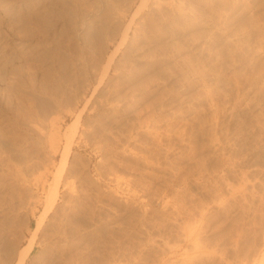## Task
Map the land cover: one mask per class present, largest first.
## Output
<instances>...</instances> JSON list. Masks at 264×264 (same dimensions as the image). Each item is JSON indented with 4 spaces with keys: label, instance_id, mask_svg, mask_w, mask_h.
<instances>
[{
    "label": "rangeland",
    "instance_id": "obj_1",
    "mask_svg": "<svg viewBox=\"0 0 264 264\" xmlns=\"http://www.w3.org/2000/svg\"><path fill=\"white\" fill-rule=\"evenodd\" d=\"M2 1L0 264L35 228L21 264H264V0ZM170 6L189 21L168 27Z\"/></svg>",
    "mask_w": 264,
    "mask_h": 264
},
{
    "label": "bare ground",
    "instance_id": "obj_2",
    "mask_svg": "<svg viewBox=\"0 0 264 264\" xmlns=\"http://www.w3.org/2000/svg\"><path fill=\"white\" fill-rule=\"evenodd\" d=\"M61 2L60 3H62L63 5H66V2H65V0H60ZM178 1V0H177ZM182 1V0H181ZM3 1L2 0H0V10L2 11V12H5V8H4V6H5V4H4V6H2L1 5V3H2ZM51 3V1H48V3ZM120 2V1H119ZM142 2V1H141ZM143 2H144V0H143ZM173 2V1H172ZM7 3V2H6ZM38 3V2H37ZM49 3V4H50ZM169 3V2H168ZM30 4V3H29ZM49 4H47L48 6H49ZM53 2L51 3V5L53 6ZM56 4V3H55ZM57 4H58V2H57ZM108 4V3H107ZM110 4V3H109ZM129 4V3H128ZM127 4V5H128ZM141 4V3H140ZM241 4V3H240ZM12 5V4H11ZM46 5V6H47ZM62 5V6H63ZM139 5V4H138ZM137 5V6H138ZM144 5V4H143ZM47 6V7H48ZM58 6V5H57ZM72 6V5H71ZM106 6V5H105ZM113 6V5H112ZM126 6V5H125ZM155 6H158V5H155ZM160 6V5H159ZM163 6V5H162ZM178 6H180V5H178ZM246 6V5H245ZM28 7V6H27ZM51 7V6H50ZM59 7V6H58ZM115 7V6H114ZM142 7V6H141ZM171 7V6H170ZM53 8H54V6H53ZM56 8V7H55ZM65 8V7H64ZM64 8H60L61 10H60V12L59 13H56L58 16H59V14L63 17V18H65V9ZM139 8H140V6H138V10H139ZM153 8V7H152ZM156 8V7H155ZM11 9V8H10ZM17 8H15V10H16ZM49 9V11L48 12H50V9L52 10V8H47V10ZM64 9V10H63ZM72 9V8H71ZM107 9V8H106ZM164 9V8H163ZM176 10H177V8H175ZM174 8H170V9H168L169 11H167L166 12V14L164 13V14H162L163 16L165 15V17H163V19H162V21L163 22H166L167 23V26L169 25H172V26H176V25H181L182 23H187L188 21H189V19L187 18L188 17V15H187V13H185V12H183L182 10V12L180 11V10H178V11H176ZM179 9V8H178ZM7 10V9H6ZM18 10V13L17 12H15L16 13V16H17V18L19 19L20 18V20H22L24 23V25H25V22H27V20L29 19V16L31 17V15H32V19H36V21L37 20H39L40 21V23H41V18H42V16H44V14H43V12H42V14H41V11L39 12L38 10L39 9H34V10H32V11H25L24 10V12L22 11V10H20V9H17ZM40 10H42V11H45V10H43V9H40ZM58 10V9H57ZM73 10V9H72ZM72 10H71V12H72ZM75 10V9H74ZM136 10H137V8H136ZM153 10H155V9H153ZM159 10V9H158ZM221 10H223V9H221ZM240 10V9H239ZM23 13H22V12ZM110 11H111V9H110ZM116 11H118V10H116ZM160 11V10H159ZM164 11V10H163ZM213 11V10H212ZM216 11V10H215ZM242 11V10H241ZM47 12V13H48ZM53 12V11H52ZM57 12V11H56ZM80 12H81V10H80ZM152 13H151V17H153L154 18V16L156 15V13H155V11L153 12V11H151ZM211 12V11H210ZM46 13V14H47ZM84 13V12H83ZM87 13V12H86ZM135 13V12H134ZM219 13V12H218ZM226 13V12H225ZM31 14V15H30ZM45 14V15H46ZM67 14V13H66ZM81 14V13H80ZM210 14H212V13H210ZM220 14V13H219ZM224 14V13H223ZM68 15H70V14H68ZM72 15H73V13H72ZM82 15V14H81ZM83 15H86L85 13L83 14ZM124 15V14H123ZM148 15V16H149ZM160 15V14H159ZM158 15V16H159ZM93 16V15H92ZM117 16V15H116ZM157 16V15H156ZM190 16V15H189ZM210 16V15H209ZM49 17V16H48ZM57 17V16H56ZM60 17V16H59ZM73 17V16H72ZM91 17V16H90ZM115 17V16H114ZM150 17V18H151ZM162 17V16H161ZM212 17V16H211ZM68 18V17H67ZM80 18H82V17H80ZM215 18V17H214ZM234 18V17H233ZM31 19V20H32ZM34 19V20H35ZM60 19V18H59ZM79 19V18H78ZM116 19V18H115ZM192 19V18H191ZM30 20V21H31ZM56 20V19H55ZM82 20H83V18H82ZM156 20H159V19H156ZM236 20V19H235ZM17 21V20H16ZM19 21V20H18ZM38 21V22H39ZM44 21V20H43ZM42 21V22H43ZM50 21V20H49ZM57 21V20H56ZM68 21H69V19H68ZM73 21H76V20H74L73 19ZM73 21H71L72 22V24H71V26L72 27H74V28H79V27H82V26H80V24L79 23H77V22H73ZM159 21H161V20H159ZM219 21V20H218ZM257 21V20H256ZM37 22V23H38ZM54 22V21H53ZM80 22V21H79ZM83 22H84V20H83ZM97 22V21H96ZM20 23V22H19ZM22 23V22H21ZM45 24H46V22H44ZM43 23V24H44ZM159 23H162V22H159ZM165 23V24H166ZM222 23V22H221ZM30 24V23H29ZM28 24V25H29ZM42 24V23H41ZM50 24V23H49ZM54 24V23H53ZM70 24V23H69ZM85 24V23H84ZM83 24V25H84ZM106 24V23H105ZM107 24H109V22L107 23ZM118 24V23H117ZM162 24H164V23H162ZM46 25H48V24H46ZM45 25V26H46ZM87 25V24H86ZM186 25V24H185ZM187 25H189V24H187ZM191 25V24H190ZM216 25V24H215ZM49 26V25H48ZM59 26V25H58ZM68 26V25H67ZM113 26H114V24H113ZM116 26V25H115ZM156 26V25H155ZM168 26V27H169ZM230 26V25H229ZM251 26V25H250ZM85 27H87V26H85ZM94 27H95V25H94ZM144 27V26H143ZM148 27V26H147ZM184 27V26H183ZM186 27V26H185ZM188 27V26H187ZM223 27H225V26H223ZM98 28V27H97ZM100 28H102V27H100ZM153 28V27H152ZM157 28V27H156ZM155 28V29H156ZM166 28V27H165ZM176 28V27H175ZM12 29V28H11ZM19 29V28H18ZM26 29H27V27H26ZM85 29V28H84ZM87 29V28H86ZM89 29V28H88ZM99 29V28H98ZM112 29V28H111ZM172 29V28H171ZM236 29V28H235ZM260 29V28H259ZM30 30V29H29ZM72 30V29H71ZM95 30V29H94ZM93 30V31H94ZM144 30V29H143ZM148 30H150V29H148ZM153 30V29H152ZM158 30V29H157ZM178 30V29H177ZM199 30V29H198ZM222 30V29H221ZM227 30V29H226ZM230 30V29H229ZM234 30V29H233ZM64 31V30H63ZM102 31H104V30H102ZM101 31V32H102ZM151 31V30H150ZM172 31H174L173 29H172ZM172 31H170V33H172ZM180 31V30H179ZM200 31V30H199ZM198 31V32H199ZM232 31V30H231ZM123 32V31H122ZM134 32V31H133ZM147 32V31H146ZM154 32V31H153ZM180 32H182V31H180ZM226 32V31H225ZM28 32H26L25 34H27ZM41 33V32H40ZM71 33V32H70ZM99 33V32H98ZM104 33V32H103ZM102 33V34H103ZM150 33V32H149ZM174 33V32H173ZM219 33V32H218ZM218 33H216V34H218ZM261 33V32H260ZM96 34V33H95ZM107 34V33H106ZM142 34V33H141ZM158 34V33H157ZM165 34V33H164ZM175 34V33H174ZM211 34V33H210ZM240 34V33H239ZM30 35V34H29ZM137 35H138V33H137ZM177 35V34H176ZM183 35V34H182ZM185 35V34H184ZM183 35V36H184ZM228 35V34H227ZM256 35V34H255ZM27 36V35H26ZM25 36V37H26ZM32 36V35H31ZM100 36V35H99ZM112 36V35H111ZM159 36V35H158ZM188 36H189V34H188ZM197 36H198V34H197ZM246 36V35H245ZM71 37H72V35H71ZM76 37H78V36H76ZM106 37V36H105ZM108 37H110V36H108ZM133 37V36H132ZM149 37V36H148ZM179 37H180V35H179ZM210 37V36H209ZM261 37V36H260ZM31 38V37H30ZM89 38V37H88ZM187 38V37H186ZM192 38V37H191ZM237 38V37H236ZM28 39V38H27ZM75 39V38H74ZM77 39H79V38H77ZM90 39V38H89ZM113 39V38H112ZM123 39V38H122ZM125 39V38H124ZM136 39V38H135ZM148 39V38H147ZM160 39V38H159ZM178 39H180V38H178ZM177 39V40H178ZM222 39V38H221ZM234 39V38H233ZM246 39V38H245ZM51 40V39H50ZM81 40V39H80ZM121 40V39H120ZM140 40V39H139ZM151 40V39H150ZM257 40H258V37H257ZM84 41V40H83ZM98 41V40H97ZM109 41V40H108ZM129 41V40H128ZM136 41V40H135ZM186 41V40H185ZM192 41V40H191ZM218 41V40H217ZM246 41V40H245ZM121 42H122V40H121ZM134 42V41H133ZM158 42V41H157ZM179 42V41H178ZM181 42V41H180ZM193 42H194V40H193ZM207 42V41H206ZM232 42V41H231ZM242 42V41H241ZM118 43V42H117ZM127 43V42H126ZM144 43V42H143ZM159 43V42H158ZM163 43V42H162ZM170 43V42H169ZM192 43V42H191ZM204 43V42H203ZM210 43V42H209ZM226 43V42H225ZM240 43V42H239ZM102 44V43H101ZM122 44V43H121ZM147 44H149V43H146V46H147ZM154 44V43H153ZM172 44V43H171ZM184 44V43H183ZM187 44V43H186ZM221 44V43H220ZM4 45V44H3ZM119 45V44H118ZM139 45H141V44H139ZM143 45V44H142ZM181 45V44H180ZM257 45V44H256ZM255 45V46H256ZM48 46V45H47ZM138 46V45H137ZM144 46V45H143ZM162 46H163V44H162ZM166 46V45H165ZM176 46H178L177 44H176ZM247 46V45H246ZM249 46V45H248ZM89 47V46H88ZM135 47V46H134ZM145 47V46H144ZM164 47V46H163ZM172 47H173V45H172ZM258 47V46H257ZM262 47H264V46H262ZM39 48V47H38ZM54 48V47H53ZM173 48H175V47H173ZM224 48V47H223ZM244 48V47H243ZM3 49V48H2ZM115 49H116V47H115ZM138 49V48H137ZM140 49V48H139ZM154 49V48H153ZM178 49V48H177ZM207 49V48H206ZM205 49V50H206ZM248 49V48H247ZM257 49V48H256ZM33 50V49H32ZM141 50V49H140ZM150 50V49H149ZM168 50V49H167ZM178 50H180V49H178ZM255 50V49H254ZM60 51V50H59ZM47 52V51H46ZM136 52V51H135ZM150 52V51H149ZM167 52V51H166ZM43 53V52H42ZM113 53V52H112ZM131 53H133V52H131ZM10 54V53H9ZM41 54V53H40ZM134 54V53H133ZM145 54H146V52H145ZM148 54V53H147ZM157 54V53H156ZM162 54V53H161ZM169 54V53H168ZM12 55V54H11ZM45 55V54H44ZM62 55V54H61ZM112 55V54H111ZM123 55V54H122ZM129 55H130V53H129ZM255 55V54H254ZM10 56V55H9ZM41 56H43V54H41ZM180 56V55H179ZM216 56H217V53H216ZM219 56V55H218ZM233 56V55H232ZM231 56V57H232ZM47 57V56H46ZM50 57H51V55H50ZM49 57V58H50ZM112 57V56H111ZM149 57V56H148ZM152 57V56H151ZM175 57V56H174ZM196 57V56H195ZM220 57V56H219ZM14 58V57H13ZM58 58V57H57ZM216 58V57H215ZM218 58V57H217ZM230 58V57H229ZM8 59V58H7ZM48 59V58H47ZM194 59H196V58H194ZM255 59V58H254ZM14 60V59H13ZM158 60V59H157ZM156 60V61H157ZM236 60V59H235ZM46 61V60H45ZM153 61V60H152ZM165 61V60H164ZM188 61V60H187ZM190 61V60H189ZM199 61V60H198ZM40 62V61H39ZM171 62V61H170ZM207 62V61H206ZM21 63V62H20ZM124 63V62H123ZM190 63V62H189ZM232 63V62H231ZM28 65V64H27ZM149 65V64H148ZM167 65V64H166ZM194 65V64H193ZM61 66V65H60ZM68 66V65H67ZM163 66V65H162ZM37 67V66H36ZM66 67V66H65ZM191 67H192V65H191ZM194 67V66H193ZM206 67V66H205ZM232 67V66H231ZM13 68V67H12ZM48 68V67H47ZM61 68V67H60ZM70 68H71V66H70ZM26 69V68H25ZM188 69V68H187ZM195 69V68H194ZM69 70V69H68ZM67 70V71H68ZM106 70V69H105ZM117 70V69H116ZM3 71V70H2ZM197 71H198V69H197ZM201 71V70H200ZM9 72V71H8ZM117 72V71H116ZM21 73V72H20ZM23 73V72H22ZM143 73V72H142ZM189 73V72H188ZM195 73V72H194ZM18 74V73H17ZM27 74V73H26ZM36 74V73H35ZM50 74V73H49ZM61 74V73H60ZM66 74V73H65ZM117 74V73H116ZM28 75V74H27ZM18 76V75H17ZM33 76V75H32ZM47 76V75H46ZM74 76V75H73ZM141 76V75H140ZM210 76V75H209ZM1 77V76H0ZM19 77V76H18ZM57 77V76H56ZM190 77V76H189ZM238 77V76H237ZM2 78V77H1ZM80 78V77H79ZM107 78V77H106ZM115 78V77H114ZM118 77H117V75H116V79H117ZM126 78V77H125ZM166 78V77H165ZM66 79V78H65ZM75 79V78H74ZM124 79V78H123ZM129 79V78H128ZM148 79H149V77H148ZM211 79V78H210ZM38 80V79H37ZM86 80V79H85ZM143 80V79H142ZM162 80V79H161ZM170 80V79H169ZM44 81V80H43ZM60 81V80H59ZM117 81V80H116ZM55 82H56V80H55ZM62 82V81H61ZM121 82V81H120ZM140 82V81H139ZM146 82V81H145ZM193 82V81H192ZM235 82V81H234ZM1 83V82H0ZM3 83V82H2ZM33 83V82H32ZM43 83V82H42ZM160 83V82H159ZM199 83V82H198ZM197 83V84H198ZM237 83V82H236ZM255 84V83H254ZM253 84V85H254ZM38 85V84H37ZM120 85V84H119ZM23 86V85H22ZM30 86V85H29ZM65 86V85H64ZM145 86V85H144ZM43 87V86H42ZM56 87H58V86H56ZM60 87V86H59ZM63 87V86H62ZM82 87V86H81ZM108 87V86H107ZM119 87V86H118ZM117 87V88H118ZM8 88V87H7ZM28 88V87H27ZM44 88V87H43ZM51 88H53V86L51 87ZM51 88H48V89H51ZM116 88V89H117ZM130 88H131V86H130ZM134 88V87H133ZM138 88V87H137ZM140 88V87H139ZM20 89V88H19ZM36 89V88H35ZM115 89V88H114ZM127 89V88H126ZM5 90V89H4ZM17 90V89H16ZM40 90V89H39ZM63 90V89H62ZM107 90H109V89H107ZM106 90V91H107ZM113 90V89H112ZM128 90V89H127ZM163 90V89H162ZM161 90V91H162ZM6 91H8V89L6 90ZM111 91V90H110ZM60 92V91H59ZM127 92V91H126ZM135 92V91H134ZM55 93V92H54ZM80 93V92H79ZM123 93H125V92H123ZM244 93V92H243ZM108 94H109V92H108ZM107 94V95H108ZM126 94V93H125ZM132 94V93H131ZM30 95H32V94H30ZM113 95H114V93H113ZM112 94H111V97H110V99H114L115 97L113 96ZM117 95H118V93H117ZM120 95V94H119ZM127 95V94H126ZM142 95V94H141ZM13 96V95H12ZM18 96V95H17ZM121 96V95H120ZM122 96H123V94H122ZM122 96H121V98H122ZM134 96V95H133ZM256 96V95H255ZM14 97H16V96H14ZM19 97V96H18ZM102 97V96H101ZM107 97H109V96H107ZM125 97V96H124ZM100 98V97H99ZM103 98V97H102ZM120 98V97H119ZM120 98V99H121ZM126 98H128V95H127V97ZM48 99V98H47ZM106 99V98H105ZM109 99V98H108ZM125 99V98H124ZM253 99H254V97H253ZM256 99V98H255ZM19 100H20V98H19ZM32 100V99H31ZM111 100V101H112ZM36 101V100H35ZM54 101V100H53ZM77 101V100H76ZM107 101V100H106ZM120 101V100H119ZM128 101V100H127ZM137 101V100H136ZM98 102V101H97ZM96 102V103H97ZM102 102V101H101ZM103 102H104V100H103ZM116 102H118L117 101V99H116ZM115 102V103H116ZM30 103V102H29ZM112 103V102H111ZM114 103V102H113ZM112 103V104H113ZM119 103V102H118ZM122 103V102H121ZM99 104V103H98ZM105 104V103H104ZM56 105V104H55ZM66 105V104H65ZM94 105V104H93ZM100 105H102V103L100 104ZM114 105V104H113ZM48 106V105H47ZM51 106V105H50ZM95 106V105H94ZM93 106V107H94ZM99 106V105H98ZM107 106V105H106ZM134 106V105H133ZM31 107V106H30ZM49 107V106H48ZM58 107V106H57ZM61 107H63V106H61ZM104 107V106H103ZM124 107V106H123ZM71 108V107H70ZM74 108V107H73ZM120 109H121V107H119ZM119 108L117 109V104H116V106L114 105V106H112L111 108H109V109H111V115H112V117H114V118H116V117H118V116H120L121 115V113L123 112V110H122V112H119L120 110H119ZM132 108V107H131ZM37 109V108H36ZM106 109V108H105ZM136 109V108H135ZM134 109V110H135ZM139 110V109H138ZM142 110V109H141ZM50 111V110H49ZM72 111V110H71ZM125 111V110H124ZM140 111V110H139ZM40 112V111H39ZM109 112V113H110ZM129 112V111H128ZM130 113V112H129ZM132 113V112H131ZM124 113H122V115H123ZM51 115V114H50ZM97 115V114H96ZM135 115V114H134ZM136 115H137V113H136ZM141 115V114H140ZM54 116V115H53ZM144 116V115H143ZM150 116V115H149ZM139 117V116H138ZM137 117V118H138ZM101 118V117H100ZM122 118V117H121ZM124 118V117H123ZM123 118H122V120H123ZM147 118V117H146ZM56 119V118H55ZM105 119H108V118H105ZM125 119H127V118H125ZM35 120V119H34ZM58 120V119H57ZM112 120H114L113 118H112ZM111 120V121H112ZM121 120V119H120ZM143 120V119H142ZM29 121V120H28ZM108 121V120H107ZM110 121V122H111ZM119 120L117 119V122H118ZM132 121V120H131ZM139 121V120H138ZM144 121V120H143ZM142 121V122H143ZM41 122H43V121H41ZM40 122V123H41ZM74 122V121H73ZM114 122H115V120H114ZM127 122V121H126ZM130 122V121H129ZM140 122V121H139ZM75 123V124H74ZM74 123H71V130L69 131L70 132V135H69V133L68 134H66V135H68L69 136V138H70V136H71V138H72V136L74 135V129H75V127H76V125H77V120H75V122ZM72 124H74V125H72ZM147 124H148V122H147ZM32 125V124H31ZM107 125V124H106ZM122 125V124H121ZM120 125V126H121ZM124 125H126V124H124ZM129 125V124H128ZM139 125V124H138ZM137 125V126H138ZM52 126V125H51ZM70 126V125H69ZM69 126H68V128H69ZM105 126V125H104ZM112 126V125H111ZM117 126V125H116ZM115 126V127H116ZM130 126V125H129ZM144 126V125H143ZM7 127V126H6ZM108 127V126H107ZM125 127V126H124ZM1 128V127H0ZM112 128V127H111ZM147 128V127H146ZM5 129V128H4ZM114 129V128H113ZM124 129V128H123ZM31 130H34V129H31ZM46 130V129H45ZM13 131V130H12ZM108 131V130H107ZM127 131V130H126ZM31 132V131H30ZM56 132V131H55ZM44 133V132H43ZM50 133V132H49ZM1 134V133H0ZM10 134V133H9ZM17 134V133H16ZM58 134V133H57ZM129 134V133H128ZM17 136V135H16ZM75 136V135H74ZM80 136V135H79ZM5 138V137H4ZM68 138V137H67ZM66 138V145L62 148L63 149V151H62V154H61V157L63 158V160L65 161V159H66V157L68 156V153H69V151H70V149H71V147H70V142L71 141H68V140H71V138L70 139H67ZM74 138V137H73ZM133 138V137H132ZM48 140V139H47ZM53 142V141H52ZM68 142V143H67ZM77 142V141H76ZM6 143V142H5ZM48 143V142H47ZM49 144V143H48ZM92 144V143H91ZM20 145V144H19ZM51 145V144H50ZM5 146V145H4ZM10 146V145H9ZM13 146V145H12ZM124 146V145H123ZM14 148L16 147V146H13ZM24 147V146H23ZM106 147V146H105ZM7 148V147H6ZM19 148V147H18ZM49 148H50V146H49ZM12 149V148H11ZM10 149V150H11ZM21 150H22V148H20ZM56 149V148H55ZM58 149V148H57ZM2 150V149H1ZM7 150V149H6ZM15 150V149H14ZM12 151V150H11ZM20 151V150H19ZM15 152V151H14ZM38 152V151H37ZM42 152V151H41ZM8 153V152H7ZM18 153V152H17ZM17 153H16V155H17ZM24 153V152H23ZM51 153V152H50ZM26 154V153H25ZM38 154V153H37ZM20 155V154H19ZM10 156V155H9ZM18 156V155H17ZM121 156V155H120ZM28 157V156H27ZM26 157V158H27ZM17 158V157H16ZM15 158V159H16ZM40 158V157H39ZM61 158V159H62ZM18 159V158H17ZM20 159V158H19ZM25 159V158H24ZM43 159V158H42ZM60 159V160H61ZM142 159V158H141ZM27 160V159H26ZM25 160V161H26ZM29 160V159H28ZM51 160V159H50ZM15 161V160H14ZM23 161V160H22ZM24 161V162H25ZM136 161V160H135ZM87 163V162H86ZM7 164V163H6ZM16 164V163H15ZM59 164V163H58ZM46 167V166H45ZM47 168V167H46ZM57 168V167H56ZM38 170H39V168H37ZM43 169V168H42ZM45 169V168H44ZM43 169V170H44ZM13 172V171H12ZM43 172V171H42ZM48 172V171H47ZM50 172V171H49ZM22 173V172H21ZM54 174V173H53ZM3 175V174H2ZM19 175V174H18ZM40 175H41V173H40ZM34 176V175H33ZM72 176H73V174H72ZM70 178V177H69ZM56 179V178H55ZM55 179H53V180H55ZM71 179V178H70ZM30 180V179H29ZM46 180V179H45ZM44 180V181H45ZM66 180H68V179H65V185H64V181H63V185L64 186H68L66 183H67V181ZM32 181V180H31ZM71 181V180H70ZM53 182V185H51V187H50V190H49V194L47 193V198H46V210L45 211H48V210H50V209H52V208H54V206H55V204H56V202H57V199H58V196H59V190H60V185H59V180H55V181H52ZM52 182H51V184H52ZM41 183H43V182H41ZM69 183V182H68ZM117 183V182H116ZM12 185V184H11ZM34 185V184H33ZM43 185V184H42ZM120 185V184H119ZM69 187V186H68ZM68 187H66V188H68ZM72 187V186H71ZM66 191H67V189H66ZM73 194V193H72ZM31 195V194H30ZM73 196V195H72ZM14 197V196H13ZM9 198V197H8ZM14 199V198H13ZM32 199V198H31ZM23 200V199H22ZM4 201V200H3ZM36 201H37V199H36ZM65 202H68V201H64L63 200V203H65ZM121 202V201H120ZM11 203V202H10ZM126 203V202H125ZM8 204V203H7ZM19 204V203H18ZM17 204V205H18ZM61 204V203H60ZM68 204H69V202H68ZM70 204H72V206L73 207H67L68 209H67V211H64V212H66V214H65V219H64V222H66L68 225L71 223V222H74V221H72V218H74L73 216L75 215L74 213H73V211L75 212L76 210V208H74V206L76 205L75 203H70ZM73 204H75V205H73ZM79 204V203H78ZM5 205V204H4ZM62 205V204H61ZM65 206H66V204H64ZM85 205V204H84ZM21 206V205H20ZM69 206V205H68ZM13 207V206H12ZM88 207V206H87ZM11 208V207H10ZM44 208V207H43ZM42 208V210H44ZM55 208H57V207H55ZM61 208V207H60ZM65 209H66V207H65ZM61 210V209H60ZM58 212V211H57ZM10 213V212H9ZM46 213V212H45ZM89 214V213H88ZM115 214V213H114ZM117 214V213H116ZM17 215V214H16ZM76 216V215H75ZM109 219V218H108ZM117 219V218H116ZM12 220V219H11ZM14 220V219H13ZM74 220V219H73ZM107 220V219H106ZM10 221V220H9ZM63 221V220H62ZM91 221V220H90ZM61 222V221H60ZM41 223V222H40ZM39 223V221H38V224L37 225H39L40 224ZM62 223V222H61ZM82 223V222H81ZM4 224V223H3ZM8 224V223H7ZM84 225V224H83ZM7 226V225H6ZM25 226V225H24ZM40 226V225H39ZM73 226V225H72ZM26 227V226H25ZM38 227V226H37ZM69 227V226H68ZM55 228V227H54ZM73 228H74V226H73ZM97 228V227H96ZM39 229V228H38ZM2 229H0V231H1ZM36 230H37V228H35V229H31V236L27 239V241H26V243L19 249V250H16V249H14V257H17L18 259L16 260V262H18V263H16V264H21L22 262H24L27 258H29V256H30V254L32 253V251H33V249H34V247L35 246H42L43 245V243L42 242H44V241H40V240H38V238H36L35 237V234H36ZM73 231H76V230H74L73 229ZM8 233V232H7ZM69 233V234H68ZM14 235V234H13ZM69 235H71V233L69 232V231H67V233H66V231H65V233L62 235L63 237V240L65 241L64 242V246H65V249H67V252H69L68 250L70 249V248H73V247H71L73 244H74V240H72V238H70L72 241H73V244H71L70 242H72L70 239H69ZM58 236V235H57ZM19 238V237H18ZM70 240L69 242L67 241L68 239ZM90 238V237H89ZM5 239V238H4ZM90 240V239H89ZM59 241H60V239H59ZM11 242V241H10ZM13 242V241H12ZM55 244V243H54ZM62 244H63V241H62ZM75 245V244H74ZM18 246V245H17ZM50 246V245H49ZM64 246H61V247H63L64 248ZM46 247V246H45ZM44 247V248H45ZM51 248V247H50ZM49 248V249H50ZM12 249V248H11ZM43 249V248H42ZM62 250H64V249H62ZM78 252V251H77ZM13 253V252H12ZM67 256V255H66ZM65 257V256H64ZM4 258V257H3ZM71 259V258H70Z\"/></svg>",
    "mask_w": 264,
    "mask_h": 264
}]
</instances>
